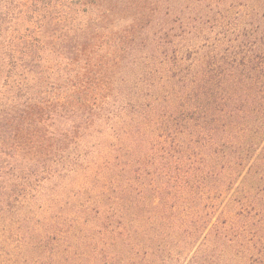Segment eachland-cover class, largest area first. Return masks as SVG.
Masks as SVG:
<instances>
[{"label": "trees", "instance_id": "trees-1", "mask_svg": "<svg viewBox=\"0 0 264 264\" xmlns=\"http://www.w3.org/2000/svg\"><path fill=\"white\" fill-rule=\"evenodd\" d=\"M188 1L116 70L118 0H0V264H264V6Z\"/></svg>", "mask_w": 264, "mask_h": 264}, {"label": "rangeland", "instance_id": "rangeland-1", "mask_svg": "<svg viewBox=\"0 0 264 264\" xmlns=\"http://www.w3.org/2000/svg\"><path fill=\"white\" fill-rule=\"evenodd\" d=\"M206 5H210V7L214 10V15L219 11L222 14L226 13L227 20L229 22L228 25L230 26L238 24V22L241 19V16L244 17L242 13H248L251 11L252 8L257 7L261 8L264 6V0H203ZM117 3V14L115 15L116 19L118 21L114 22L116 24V28L113 29V31H118V28L121 27V29L128 27V32H124L121 35L124 36L122 39L124 42L125 47L123 48V45L120 44L117 49V53L119 54L122 62L118 64L115 68L116 70H124L128 67H130V58L136 54L139 53L138 49L140 50V46L142 45V49H148L147 44L148 40L145 39V37L148 35L152 36V30L157 29L160 24L164 20H168V17L166 16V9L167 7L173 8L177 7L176 9H184L185 13H188L192 8L193 4L191 1H188V3H178L177 0H118ZM193 7V6H192ZM177 10V11H178ZM114 18V19H115ZM112 21V20H110ZM108 21L107 23H109ZM107 25V24H105ZM118 25V26H117ZM108 29H111V25H108ZM118 27V28H117ZM119 32V31H118ZM125 35L127 37H125ZM111 37L109 39L117 38V34H111ZM119 36V35H118ZM130 37H133V39H130ZM118 39V38H117ZM115 40V43L119 42L118 40ZM132 40V41H131ZM112 43V41H110ZM113 42V43H114ZM132 45V46H130ZM132 47L133 49L129 48ZM110 61V59H109ZM111 62V61H110ZM8 150V152H11L9 154L13 153V149L5 148ZM60 180L63 178H59ZM52 186L48 188V192L53 191ZM70 193V189L66 190ZM90 195H87V197ZM68 210V209H67ZM66 210V211H67ZM150 214L149 209L147 207V210H142V208L137 209L135 216L137 217V221L145 220L148 215ZM94 215V214H93ZM173 213L168 214V219L173 218ZM170 232V231H169ZM185 232V233H184ZM181 236L179 238L187 237L188 232L182 230ZM201 232L195 233L194 236L197 237L195 239V242L193 244V247L191 250L183 252L182 260L180 264H189L187 261L189 257L192 254L193 249L199 245L201 242ZM201 236V237H200ZM171 237V233H170ZM177 237V236H172ZM214 251V257L209 258L208 262L209 264H228V260L226 258H218V248L215 247Z\"/></svg>", "mask_w": 264, "mask_h": 264}]
</instances>
